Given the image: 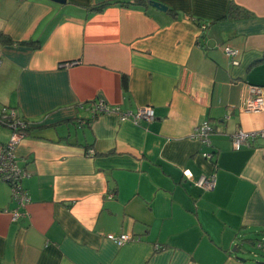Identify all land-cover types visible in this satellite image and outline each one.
<instances>
[{
	"label": "crops",
	"instance_id": "1",
	"mask_svg": "<svg viewBox=\"0 0 264 264\" xmlns=\"http://www.w3.org/2000/svg\"><path fill=\"white\" fill-rule=\"evenodd\" d=\"M60 1L0 0V109L28 126V202L0 182V264H246L239 246L264 241V139L236 151L230 135L264 131V110H242L246 85L264 99V0ZM98 102L154 119L94 117ZM211 174L213 190L195 184Z\"/></svg>",
	"mask_w": 264,
	"mask_h": 264
},
{
	"label": "built area",
	"instance_id": "2",
	"mask_svg": "<svg viewBox=\"0 0 264 264\" xmlns=\"http://www.w3.org/2000/svg\"><path fill=\"white\" fill-rule=\"evenodd\" d=\"M225 54L233 59L236 52L227 47L225 48ZM233 64H236L234 60ZM242 101V110L245 112L258 113L264 110V99L259 86L246 85L243 90ZM92 111L94 117L100 114L113 113L119 116L121 120L128 119L135 124L142 121L150 122L154 119V111L151 107L140 108L134 113H125L122 112L119 107L111 108L103 102H98L94 104ZM0 123L8 126L12 130V134L8 141L0 143V182L6 183L9 186L14 200L17 201L19 206H23L28 202V196L21 187L20 181L26 174L18 165L15 150L17 145L24 138L28 126L25 121L17 119L14 112H9L7 109L1 111ZM213 134V128L208 124H203L195 128L192 136L202 145L210 146ZM258 137L264 139V131L243 132L239 130L230 135V141L233 149L238 151L246 146L250 139H256ZM203 156L205 159L211 160L213 155L204 153ZM183 173L186 179L191 178L189 171H184ZM195 184L203 190L211 191L216 186L215 175L211 174L209 176H202L195 182ZM109 198H112V196L109 195ZM11 216L12 220H16L19 217V212L17 210L14 211ZM107 239L113 241L118 246H121L124 243L129 242L131 237L126 234H122L118 237L108 235ZM257 247L258 249H261L262 244L259 242Z\"/></svg>",
	"mask_w": 264,
	"mask_h": 264
},
{
	"label": "trees",
	"instance_id": "3",
	"mask_svg": "<svg viewBox=\"0 0 264 264\" xmlns=\"http://www.w3.org/2000/svg\"><path fill=\"white\" fill-rule=\"evenodd\" d=\"M117 3L122 4L124 6H127V5H138V4H140V2H136V1H133V2H117ZM152 3L153 2H150V4H152ZM109 4L110 3L100 4L98 6H95V7L91 8V9L93 11H101L103 8H105ZM166 10L168 12H173L172 10H170L168 8H166ZM247 16L248 15H247V13L244 10H242V9H240V8L234 6V5H230L229 8H228V11H227V14H226L225 18L247 17ZM2 39L4 41H8L9 40L8 38L4 37V35L0 34V40H2ZM38 47H39V45H38ZM125 84H126V80H124V85ZM258 241L262 244L261 250H264V241L263 240L262 241L261 240H258Z\"/></svg>",
	"mask_w": 264,
	"mask_h": 264
},
{
	"label": "rangeland",
	"instance_id": "4",
	"mask_svg": "<svg viewBox=\"0 0 264 264\" xmlns=\"http://www.w3.org/2000/svg\"><path fill=\"white\" fill-rule=\"evenodd\" d=\"M1 111V109H0ZM1 128V127H0ZM241 247L236 253L246 264H262L264 263V250L258 249L256 246L249 244L239 246Z\"/></svg>",
	"mask_w": 264,
	"mask_h": 264
},
{
	"label": "water",
	"instance_id": "5",
	"mask_svg": "<svg viewBox=\"0 0 264 264\" xmlns=\"http://www.w3.org/2000/svg\"><path fill=\"white\" fill-rule=\"evenodd\" d=\"M59 2H62V1L59 0ZM152 5H153L154 8H157V9H159L161 11H166V7L165 6H162V5L158 4V3H153Z\"/></svg>",
	"mask_w": 264,
	"mask_h": 264
}]
</instances>
